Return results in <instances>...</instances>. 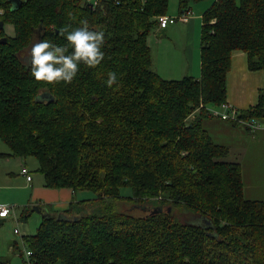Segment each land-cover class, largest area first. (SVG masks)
<instances>
[{"label":"trees","instance_id":"1","mask_svg":"<svg viewBox=\"0 0 264 264\" xmlns=\"http://www.w3.org/2000/svg\"><path fill=\"white\" fill-rule=\"evenodd\" d=\"M201 1L179 0L178 15ZM169 7L170 0H23L14 11L0 0V21L15 31L0 29V137L10 148L1 154L35 156L46 186L96 194L24 234L32 254L23 264H264V199L245 195L241 162L227 160L230 146L205 126L217 117L212 108L230 104L235 51L247 54L250 70L264 71V0H214L204 11L200 78L165 79L154 66L148 39ZM84 19L104 33L101 64L81 63L70 84L36 81L23 55L36 33L70 54L60 29ZM109 72L117 75L112 87ZM234 108L225 121L264 123V86L254 106ZM124 185L131 195L121 194ZM159 205L164 210L152 212ZM186 211L190 220L180 218ZM32 212L24 205L20 218ZM0 264H11L1 247Z\"/></svg>","mask_w":264,"mask_h":264},{"label":"rangeland","instance_id":"2","mask_svg":"<svg viewBox=\"0 0 264 264\" xmlns=\"http://www.w3.org/2000/svg\"><path fill=\"white\" fill-rule=\"evenodd\" d=\"M203 2L206 1L193 4V16L200 15L203 12V8L201 7L203 6L201 4H204ZM177 10L178 1L170 0L169 13L174 11L176 13ZM177 22L183 23L180 18ZM5 28L9 35L15 34L12 24H7ZM166 32L167 29L161 30L160 28L159 31L155 29L150 34L149 44L152 49L154 66L159 68L165 79H182L184 75L187 74V57L184 52L185 32L175 37V39H166L167 42H165L169 44L168 50L163 49L164 55H160L161 50H158L157 44L162 42ZM198 35H200V31H198ZM38 39L39 35L36 33L33 44L37 43ZM29 50L31 51V49L28 48V52L23 54L25 60H28L31 56ZM201 105H203V103H201ZM212 120H214L216 125L210 123ZM216 120H219L221 124L228 125V128H222L223 125L216 123ZM224 121L225 120L221 117H211L205 120V126L216 141L230 146L231 151L226 157L227 160L242 161L245 195L250 198H264V134L258 129H254L257 132H252L247 129L249 124L255 126L259 123L252 122L245 124L244 122H240L234 125L229 121ZM250 127L253 128V126ZM247 145L252 147L251 150L253 152L250 154ZM8 151H10L8 144L0 137V204L14 206L15 214L17 212L16 216H14L13 210L10 214L12 216L8 217L2 225L0 224V247L2 254L4 257L10 259L11 264H23L26 259L25 252L29 249V246L25 244L22 237L24 234L33 232L32 223L36 216L35 214L31 215L27 221H24L20 218L21 212L23 206L26 204V200L30 197L29 192L32 189L31 185L35 184L36 180L44 181V175L39 171V161L35 156L11 157L1 154L2 152ZM239 151L243 153L240 154ZM23 167H27L33 174V183H28L25 174L22 173ZM120 192L122 195L128 196L132 194L133 189L129 185H124L120 188ZM77 194L79 197L84 198L94 197L96 195L94 191L89 189H80L77 191ZM127 206L129 205H124L125 208H128ZM141 210L142 209L138 206L137 211L141 212ZM192 215L193 213L186 211V214H183L180 218L183 220H190ZM198 219L199 218H196V220ZM16 228L19 230V233L15 232ZM15 240L18 242V245H16V248H13L12 244L15 243Z\"/></svg>","mask_w":264,"mask_h":264},{"label":"crops","instance_id":"3","mask_svg":"<svg viewBox=\"0 0 264 264\" xmlns=\"http://www.w3.org/2000/svg\"><path fill=\"white\" fill-rule=\"evenodd\" d=\"M177 1L179 7V0ZM205 1L206 2H203L204 4H201L203 5L201 6L203 8V12L200 15L193 16L192 14L187 19H180L183 21V23H178L179 22L178 21L174 24H171L174 26L169 25L167 28H164L167 29V32L165 33V38L164 39L162 38L163 39L162 42H159V44H157L158 50H161L160 55L161 54L164 55L163 49L168 50L169 47V44L166 43L167 42L166 39H170V40L175 39V37H178L181 33L185 32L184 52L187 57V67H186L187 74L184 75V77L186 76H193L195 78L201 77V31L203 25L202 16L204 11L208 9L211 6V4L214 2L213 0H205ZM175 11L172 13L168 12V15L177 16L179 14V10H177L176 13ZM191 11L194 12V9L192 8ZM159 30L160 28H157V31ZM161 30L163 29L161 28ZM198 31H200V35H198ZM148 40L150 43V36ZM156 70L160 73L162 77L164 76L160 72L159 68H156ZM263 86H264V71L250 70L248 67L247 54L243 51H235L233 53L231 71L229 72V76H228V102L236 106L240 110H246L254 106L258 102L259 90ZM215 122L221 124L219 120H216ZM224 122H228V121H224ZM210 123L215 124L214 120L210 121ZM221 125H223L222 128L224 127L228 128V125L225 124H221ZM250 126H253V128ZM247 129L252 132H257L254 129H258L260 132H262V134H264V123H259L258 125L255 126L249 124V127ZM247 146L249 148L248 152L250 154L251 152H253L251 150L252 147L249 145ZM239 153L242 154L243 152L239 151ZM11 157H20V156H11ZM237 161L241 162L242 164L241 160H237ZM27 181L28 183L34 182L33 174H32V179L31 180L27 179ZM31 187L32 189L29 192L30 197L26 200L25 206L33 207L34 204H41L43 207L47 208L51 212L54 211L62 212L70 206L72 201L84 199V197H79L77 192L73 191L71 188L46 186L45 179L44 181L36 180L35 184L31 185ZM34 214L36 216L32 223L34 230L30 234H33L37 231V228L39 227L44 217L41 213L37 212L33 208V212L31 215ZM10 216L12 215L9 214L8 216L0 217V221H3L4 223V221ZM14 244L15 243L12 244L13 248H14Z\"/></svg>","mask_w":264,"mask_h":264},{"label":"clouds","instance_id":"4","mask_svg":"<svg viewBox=\"0 0 264 264\" xmlns=\"http://www.w3.org/2000/svg\"><path fill=\"white\" fill-rule=\"evenodd\" d=\"M81 27L69 31L70 25L60 29V34L66 37L72 52L68 53L66 46H60L48 40L39 41L31 47V74L36 81L47 84H58L63 81L70 84L79 72L81 63L89 68H95L104 59L102 51L104 44L103 31L89 29L87 19L80 21ZM117 82L115 72L108 73L106 84L112 87ZM8 213L0 212V217ZM31 252L26 251L25 256Z\"/></svg>","mask_w":264,"mask_h":264},{"label":"built area","instance_id":"5","mask_svg":"<svg viewBox=\"0 0 264 264\" xmlns=\"http://www.w3.org/2000/svg\"><path fill=\"white\" fill-rule=\"evenodd\" d=\"M191 15H192V11L183 12L182 14L178 15L177 17H172V16H168V15H161L158 17L159 28H166L169 24L175 23L176 19H178V18L187 19ZM210 111L214 116L221 117L224 120L233 119L237 116V110L231 104H223L222 107L212 108ZM22 173L27 176V179H29V180L32 179V173L27 167L22 168ZM14 208H15L14 206L6 205V204H0V212L6 211L8 213L6 216L11 214L12 211L14 210ZM14 216H16L15 210H14ZM2 217H5V216H2ZM15 231L19 233V230L17 228L15 229ZM27 251H30L32 254V251L30 249H28ZM27 257H29V256H27Z\"/></svg>","mask_w":264,"mask_h":264},{"label":"water","instance_id":"6","mask_svg":"<svg viewBox=\"0 0 264 264\" xmlns=\"http://www.w3.org/2000/svg\"><path fill=\"white\" fill-rule=\"evenodd\" d=\"M11 4H12V10H18L21 5L23 4V0H8ZM5 23L3 21H0V29L4 28ZM33 208L41 213L44 217H48L50 216L53 212L49 211L47 208L43 207L41 204H34ZM164 210V206L163 205H159L157 207H154L152 209V212L157 213V212H161ZM171 210V207H169V211ZM62 213H59V216H61Z\"/></svg>","mask_w":264,"mask_h":264}]
</instances>
